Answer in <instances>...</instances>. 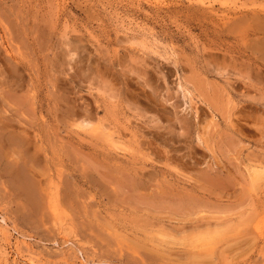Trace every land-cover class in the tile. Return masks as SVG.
Instances as JSON below:
<instances>
[{
  "label": "rangeland",
  "instance_id": "1",
  "mask_svg": "<svg viewBox=\"0 0 264 264\" xmlns=\"http://www.w3.org/2000/svg\"><path fill=\"white\" fill-rule=\"evenodd\" d=\"M0 264H264V0H0Z\"/></svg>",
  "mask_w": 264,
  "mask_h": 264
}]
</instances>
